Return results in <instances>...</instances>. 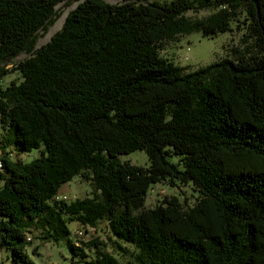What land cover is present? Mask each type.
Segmentation results:
<instances>
[{"label":"trees","instance_id":"16d2710c","mask_svg":"<svg viewBox=\"0 0 264 264\" xmlns=\"http://www.w3.org/2000/svg\"><path fill=\"white\" fill-rule=\"evenodd\" d=\"M73 1L0 0V149L44 147L29 163L0 158V247L33 264L27 235L58 241L74 220L104 223L111 242L75 236L85 264H264V0H83L37 48ZM234 24L251 43L232 56L190 70L163 54ZM135 150L147 168L119 160ZM76 175L91 194L57 199ZM162 182L195 201L147 208Z\"/></svg>","mask_w":264,"mask_h":264},{"label":"rangeland","instance_id":"374dc122","mask_svg":"<svg viewBox=\"0 0 264 264\" xmlns=\"http://www.w3.org/2000/svg\"><path fill=\"white\" fill-rule=\"evenodd\" d=\"M83 1H73L72 3L62 2L57 6L60 9V17L55 24L49 28L47 33H44L42 37L38 39L37 48L45 44L50 40L52 35L57 32L63 25L66 16L72 11L78 4ZM111 3L124 2L125 0H106ZM207 14L188 12V16L197 17ZM232 31L217 32L215 35L203 36L201 32H192L177 37L173 41L166 43L163 54L173 60V62L180 67H187L190 70H195L201 66L211 64L218 61L219 58L224 56H232V49H245L247 45H250V41H243L242 29H235L233 25ZM26 54L23 53L16 57L12 61H7V67L11 69L18 61L24 59ZM11 80L20 82L22 80L21 73L19 71H11L4 75L1 79V84L6 87ZM2 132V126L0 123V133ZM44 154V147L35 148L31 151H20L14 145H6L0 149V158L7 157L12 161H19L22 163H29L35 158H39ZM121 162H130L134 165H140L148 167L150 161L147 153L144 150H135L128 154L119 156ZM3 180L0 179V188L3 186ZM92 192V186L89 182L83 180L80 176H74L68 183H66L61 194H66L69 200H75L77 198H83L90 195ZM194 192L189 187H171L163 182L158 185L152 186L149 189L146 196L145 206L147 208L154 207L164 197L177 195L182 202H187L188 205H192L195 201L193 198ZM186 207V206H185ZM69 233L62 235L58 241L42 240L39 238L40 232L32 230V241L27 243V253L29 258L33 261V264H69L71 260L79 262L78 264H85L79 256L73 255L69 242H73L75 239V232L78 228H87V237L89 238L98 236L99 239L108 241L109 235L106 232V226L104 223L99 224L96 229H90L88 226H83L77 221H71L67 224ZM0 264H16L12 258V253L7 248L0 247Z\"/></svg>","mask_w":264,"mask_h":264},{"label":"built area","instance_id":"2783aa9c","mask_svg":"<svg viewBox=\"0 0 264 264\" xmlns=\"http://www.w3.org/2000/svg\"><path fill=\"white\" fill-rule=\"evenodd\" d=\"M57 199H64V200H67V199H68V196H67L66 194H61V193H59ZM75 236H76L77 238H80V239H86V237H85V236H86V234H85V230H83V229H81V228H78V229L76 230V232H75ZM31 237H32L31 234H28V235H27V239H28V240H31Z\"/></svg>","mask_w":264,"mask_h":264},{"label":"crops","instance_id":"0c3cea01","mask_svg":"<svg viewBox=\"0 0 264 264\" xmlns=\"http://www.w3.org/2000/svg\"><path fill=\"white\" fill-rule=\"evenodd\" d=\"M62 190V189H61Z\"/></svg>","mask_w":264,"mask_h":264}]
</instances>
